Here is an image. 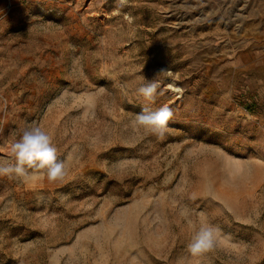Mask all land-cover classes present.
<instances>
[{
	"label": "rangeland",
	"instance_id": "374dc122",
	"mask_svg": "<svg viewBox=\"0 0 264 264\" xmlns=\"http://www.w3.org/2000/svg\"><path fill=\"white\" fill-rule=\"evenodd\" d=\"M263 6L0 0V160L38 124L66 167L0 176V264H264ZM155 76L161 137L130 125Z\"/></svg>",
	"mask_w": 264,
	"mask_h": 264
},
{
	"label": "clouds",
	"instance_id": "9594fccd",
	"mask_svg": "<svg viewBox=\"0 0 264 264\" xmlns=\"http://www.w3.org/2000/svg\"><path fill=\"white\" fill-rule=\"evenodd\" d=\"M117 3L122 5L124 0H117ZM156 76L152 79L145 77V82L136 89V99L142 101V107L130 125L133 130L143 129L147 134L161 137L167 131L173 113L167 105L155 110L148 106L154 103L159 87ZM7 155L10 159L0 160V176L27 180L31 172L45 171L47 179L55 182L66 175L65 161L58 160L53 137L38 124L25 128L8 146ZM189 224L192 227L191 222ZM217 234L218 229L214 225L201 221L186 245L187 252L197 256L212 250L218 242Z\"/></svg>",
	"mask_w": 264,
	"mask_h": 264
},
{
	"label": "crops",
	"instance_id": "0c3cea01",
	"mask_svg": "<svg viewBox=\"0 0 264 264\" xmlns=\"http://www.w3.org/2000/svg\"><path fill=\"white\" fill-rule=\"evenodd\" d=\"M264 7V6H263ZM262 11L264 12V8L262 9ZM264 58V57H263Z\"/></svg>",
	"mask_w": 264,
	"mask_h": 264
}]
</instances>
